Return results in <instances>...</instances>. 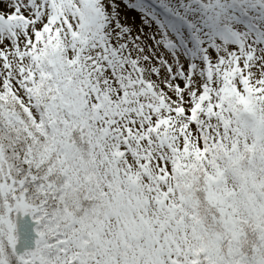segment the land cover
<instances>
[{"label":"snow or ice","instance_id":"1","mask_svg":"<svg viewBox=\"0 0 264 264\" xmlns=\"http://www.w3.org/2000/svg\"><path fill=\"white\" fill-rule=\"evenodd\" d=\"M0 264H264V0H0Z\"/></svg>","mask_w":264,"mask_h":264}]
</instances>
